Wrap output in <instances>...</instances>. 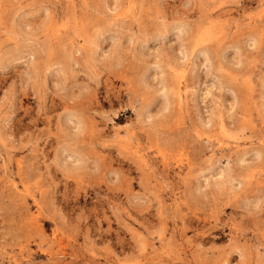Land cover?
Returning <instances> with one entry per match:
<instances>
[{"label":"rangeland","instance_id":"obj_1","mask_svg":"<svg viewBox=\"0 0 264 264\" xmlns=\"http://www.w3.org/2000/svg\"><path fill=\"white\" fill-rule=\"evenodd\" d=\"M0 264H264V0H0Z\"/></svg>","mask_w":264,"mask_h":264}]
</instances>
